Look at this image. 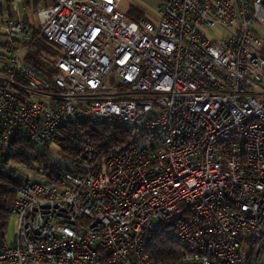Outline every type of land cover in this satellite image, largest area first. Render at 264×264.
Instances as JSON below:
<instances>
[{
    "label": "built area",
    "instance_id": "obj_1",
    "mask_svg": "<svg viewBox=\"0 0 264 264\" xmlns=\"http://www.w3.org/2000/svg\"><path fill=\"white\" fill-rule=\"evenodd\" d=\"M6 1L0 170L18 127L36 150L65 125L130 136L106 156L85 148L59 185L23 180L0 264H149L143 237L170 224V264H248L243 248L264 246V0H161L140 22L120 0H55L36 23ZM37 33L61 51L52 80L13 55Z\"/></svg>",
    "mask_w": 264,
    "mask_h": 264
},
{
    "label": "trees",
    "instance_id": "obj_2",
    "mask_svg": "<svg viewBox=\"0 0 264 264\" xmlns=\"http://www.w3.org/2000/svg\"><path fill=\"white\" fill-rule=\"evenodd\" d=\"M128 13L130 21L146 20L140 10L130 8ZM2 15L11 16V13L7 10L3 14L0 5V16ZM0 45L8 48L7 42ZM17 47L23 51L20 61L39 76L52 80L58 73L55 64L61 51L48 42L42 33L35 34L27 43L14 42L13 48ZM129 136V131L122 126L100 122L65 125L58 129L50 143L56 146L53 152L50 144L39 150L33 149L22 129L16 128L6 145L0 170V247L4 244V234L16 190L23 182L17 167L43 177L47 184L59 185L65 173H70L77 167L79 155L85 148H94L100 155L106 156L111 147L124 145ZM173 227V224L162 226L156 232L147 233L143 237V252L147 255L149 264H170L178 257L182 246L173 239ZM246 260L248 262L249 256Z\"/></svg>",
    "mask_w": 264,
    "mask_h": 264
},
{
    "label": "rangeland",
    "instance_id": "obj_3",
    "mask_svg": "<svg viewBox=\"0 0 264 264\" xmlns=\"http://www.w3.org/2000/svg\"><path fill=\"white\" fill-rule=\"evenodd\" d=\"M44 1V0H43ZM161 3V0H120L118 3L117 10L126 17V20L130 21V16L128 11L130 8L140 10L143 12L144 17L148 21H154L156 18L158 5ZM30 22L36 23V18L29 20ZM255 30L259 33V35L264 39V28L261 23H256L254 25ZM206 36L209 40H218L221 36H223V31L219 28H215L210 31H206ZM6 42V38L4 37L3 33L0 31V44H4ZM264 47V41H263ZM22 49L17 47L14 51L16 57L20 58L22 56ZM12 53L9 51L5 45H0V71L4 69L5 66L10 64V57ZM108 80L111 79L110 76L107 77ZM36 101V99H32ZM50 149L53 152L56 150V146L54 144H50ZM17 167V166H15ZM18 171L23 178V180L28 179L34 183L40 185H47L45 179L34 172L28 171L24 168L17 167ZM156 224V223H155ZM16 233V218L11 214L8 218V224L6 227V232L4 234V244L10 246L15 238ZM249 256L248 264H262L264 262V246L262 244L256 245L253 248L250 246H245L242 250V257L243 259H247Z\"/></svg>",
    "mask_w": 264,
    "mask_h": 264
},
{
    "label": "crops",
    "instance_id": "obj_4",
    "mask_svg": "<svg viewBox=\"0 0 264 264\" xmlns=\"http://www.w3.org/2000/svg\"><path fill=\"white\" fill-rule=\"evenodd\" d=\"M55 2V0H25V8L23 10V17L26 20H31L34 19V12L38 10L39 8L42 7H47L52 5ZM0 5L2 6L3 9V14L4 11H7L6 5L7 1L6 0H0ZM4 15L0 16L3 17ZM6 16V15H5Z\"/></svg>",
    "mask_w": 264,
    "mask_h": 264
}]
</instances>
